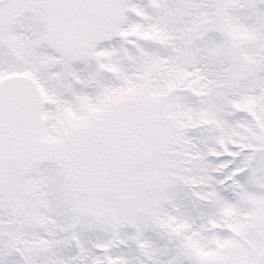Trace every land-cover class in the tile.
Returning <instances> with one entry per match:
<instances>
[{"label": "snow or ice", "instance_id": "1", "mask_svg": "<svg viewBox=\"0 0 264 264\" xmlns=\"http://www.w3.org/2000/svg\"><path fill=\"white\" fill-rule=\"evenodd\" d=\"M0 264H264V0H0Z\"/></svg>", "mask_w": 264, "mask_h": 264}]
</instances>
